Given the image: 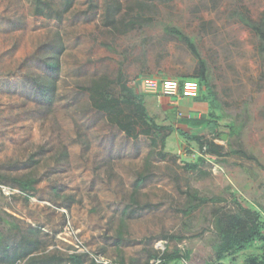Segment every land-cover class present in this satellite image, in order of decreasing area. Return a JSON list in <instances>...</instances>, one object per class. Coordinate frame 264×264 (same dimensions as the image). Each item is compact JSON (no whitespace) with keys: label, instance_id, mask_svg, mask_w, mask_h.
Masks as SVG:
<instances>
[{"label":"rangeland","instance_id":"1","mask_svg":"<svg viewBox=\"0 0 264 264\" xmlns=\"http://www.w3.org/2000/svg\"><path fill=\"white\" fill-rule=\"evenodd\" d=\"M112 1L75 0L57 20L32 15L27 0H0V233L38 238L37 254L78 253L85 263L186 264V252L219 241L217 212L241 205L264 221V59L233 16L258 19L264 0H144L151 20L122 35L102 22ZM119 1L122 13L140 0ZM166 25L192 37L206 61L221 115L214 133L188 121L209 117L207 102L187 110L142 89L144 77L180 80L197 69ZM119 73L143 93L156 123L173 131L129 137L91 107L90 81L105 76L117 92ZM41 76L55 83L50 99L35 86ZM177 130L202 136L222 155ZM17 178L34 179L33 190L21 191ZM263 255L264 240H256L221 264H259L251 259Z\"/></svg>","mask_w":264,"mask_h":264},{"label":"trees","instance_id":"2","mask_svg":"<svg viewBox=\"0 0 264 264\" xmlns=\"http://www.w3.org/2000/svg\"><path fill=\"white\" fill-rule=\"evenodd\" d=\"M74 1L27 0L32 15L57 20L62 19L64 13L71 9ZM160 1L166 3L172 0ZM145 8L146 3L144 0H140L129 4L127 9L121 13L122 3L119 0L107 2L102 15L103 25L116 34H126L151 20L143 15ZM233 16L256 37V51L264 59V13L258 19H253L248 13L235 10ZM164 31L167 35L182 42L196 59L197 69L195 73L179 81L185 79L196 80L199 89L202 86L205 94L202 97L197 95L195 99L207 102L210 110L209 117L189 119L188 121L209 128L210 132L214 133L217 127V118H220L221 115L219 113L216 115L214 112L215 109L220 110V107L216 93L209 83L206 61L201 57L194 39L180 28L166 25ZM49 56L44 63L47 69L55 70L57 62L53 59L50 60L53 56L50 58ZM34 82L41 98L43 100L50 99L55 89L54 81L49 76H41L39 80H34ZM111 83L112 80L105 76L93 78L89 87L86 88L89 93L88 100L91 107L104 113L107 121L123 131L126 136L136 137L138 134L150 136L152 134L158 135L162 130H174L171 126L156 123L147 111L143 93L138 92L130 81L125 80L122 73H119L116 81H113L119 88L117 92L111 89ZM177 132L187 140L196 141L200 147H204L207 153L222 155L220 146L203 139L202 136L189 134L182 130H177ZM163 138L162 145L164 144ZM191 167H194V165H191ZM34 182L35 180L32 178L15 179V183L23 192L33 190ZM191 198L197 199L195 195H191ZM207 200L206 198H198V203H204ZM198 203L190 205L188 212L193 210ZM214 225L219 241L208 251L186 252L184 256L187 261L186 264H221V260L227 256L237 254L247 244L256 240H264V221L260 213L241 205L237 206L235 212H217ZM41 245H44V242L35 237L22 235L14 241L2 236L0 233V264H18L19 262H23V264H103L96 262L94 259L89 263H85L82 258L83 255L78 253H70L67 256L37 254V251L42 248ZM176 254L177 252L174 251L172 254L160 257V259H171ZM251 261L264 264V255L260 260L253 258Z\"/></svg>","mask_w":264,"mask_h":264},{"label":"built area","instance_id":"3","mask_svg":"<svg viewBox=\"0 0 264 264\" xmlns=\"http://www.w3.org/2000/svg\"><path fill=\"white\" fill-rule=\"evenodd\" d=\"M141 86L145 93L160 96L181 98H195L199 94V84L196 80L158 79L144 77Z\"/></svg>","mask_w":264,"mask_h":264},{"label":"crops","instance_id":"4","mask_svg":"<svg viewBox=\"0 0 264 264\" xmlns=\"http://www.w3.org/2000/svg\"><path fill=\"white\" fill-rule=\"evenodd\" d=\"M162 97L165 98L164 102L176 103L179 106H181L182 108H185L187 110L191 109V107H193L195 110H198V108H200V105L202 104L201 101H197L195 98L176 99L174 97H168V96H162Z\"/></svg>","mask_w":264,"mask_h":264},{"label":"water","instance_id":"5","mask_svg":"<svg viewBox=\"0 0 264 264\" xmlns=\"http://www.w3.org/2000/svg\"><path fill=\"white\" fill-rule=\"evenodd\" d=\"M222 138H224V135L222 136Z\"/></svg>","mask_w":264,"mask_h":264}]
</instances>
